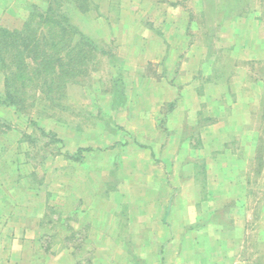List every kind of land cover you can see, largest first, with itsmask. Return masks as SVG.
<instances>
[{
	"label": "rangeland",
	"instance_id": "374dc122",
	"mask_svg": "<svg viewBox=\"0 0 264 264\" xmlns=\"http://www.w3.org/2000/svg\"><path fill=\"white\" fill-rule=\"evenodd\" d=\"M33 4L0 0V25L21 28ZM64 9L108 53L62 96L0 105V227L18 206L44 210L29 259L0 256L264 264V0Z\"/></svg>",
	"mask_w": 264,
	"mask_h": 264
},
{
	"label": "trees",
	"instance_id": "16d2710c",
	"mask_svg": "<svg viewBox=\"0 0 264 264\" xmlns=\"http://www.w3.org/2000/svg\"><path fill=\"white\" fill-rule=\"evenodd\" d=\"M67 3L87 12L91 0H45L44 6H31L21 28L0 25V69L5 75L0 105L24 111L32 88L48 99L62 96L69 83L89 71L97 54L108 53L72 21L64 9ZM83 150L92 148H79L78 153Z\"/></svg>",
	"mask_w": 264,
	"mask_h": 264
},
{
	"label": "crops",
	"instance_id": "0c3cea01",
	"mask_svg": "<svg viewBox=\"0 0 264 264\" xmlns=\"http://www.w3.org/2000/svg\"><path fill=\"white\" fill-rule=\"evenodd\" d=\"M2 91L0 90V95ZM1 108V107H0ZM3 181V180H2ZM27 192V191H26ZM39 192V190H38ZM21 193V192H20ZM37 193V192H36ZM23 204V203H22ZM20 204V206L22 205ZM26 203L25 205H27ZM15 205V204H14ZM29 205V204H28ZM46 204H44L45 206ZM32 205L30 207L24 206L23 207H16L14 214L11 216L13 221V224L8 223L6 226L0 227V254L4 251L6 247H11L12 250H20L21 256L18 258L19 263H24L29 259V255L34 247V245L38 242V229L40 228V221L44 215V210L41 208V206ZM21 209V210H18ZM24 209V210H23ZM5 213V212H4ZM9 216V214H8ZM6 234H12L15 233L16 236H14L11 240H1V237L4 235L5 238ZM8 238V237H7ZM31 248V249H30ZM35 248V247H34ZM3 257V258H1ZM8 262L9 259L5 260L4 255L0 256V263L1 262ZM13 260H10L8 264H12L14 262ZM37 261V260H36ZM42 261V260H40Z\"/></svg>",
	"mask_w": 264,
	"mask_h": 264
}]
</instances>
